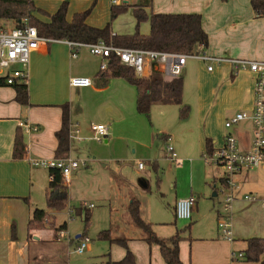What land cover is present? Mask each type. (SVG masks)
I'll return each instance as SVG.
<instances>
[{"label":"crops","instance_id":"1","mask_svg":"<svg viewBox=\"0 0 264 264\" xmlns=\"http://www.w3.org/2000/svg\"><path fill=\"white\" fill-rule=\"evenodd\" d=\"M123 1L126 4L134 5L140 0ZM111 4L114 5L113 3ZM129 9L132 11V8ZM146 12L147 14L151 12L200 14L202 28L208 37V44L203 49L205 57L264 60V18L256 17L250 0H152V6L146 8ZM36 17L38 18L37 15ZM71 17L66 14L67 20H70ZM86 22L95 27L104 26V23L99 24L95 20L91 21V11L86 18ZM146 23L148 24L147 31H142L144 35L148 34L149 23ZM131 32L132 29L129 33ZM112 34H114L113 31ZM206 60L210 59H205L204 61ZM99 64L100 58L92 55L86 47H81L78 56L72 58L65 40H47L41 42L38 48L31 53L26 66L29 104H20L15 100L16 92L14 87L8 85L0 86V264H41L38 259L30 257V242L45 238L44 233L46 231L49 232L46 234L49 237L48 240L51 241L53 239L52 229V231L48 229L28 230L27 221L33 209L39 208L33 207L32 201L37 188H41L44 183L42 167L34 166L32 162L37 159L56 157L57 139L55 132L61 127V105L64 103L68 104L69 127L77 124L78 134L81 137L80 140H72L68 145V151L59 155L72 158H74V152L76 155L78 153L77 145L92 140L91 136H88L91 134V124H104L106 126L108 134L103 141L106 143L104 148L108 149L109 145L117 139V134L115 133L117 124L123 121L126 114L132 115V112L136 109L135 87L122 77H104V72L99 71ZM213 64L211 70H206L209 76L206 85L209 84V88L206 89L205 87L208 86L204 84L198 87L196 104L200 107V111L203 114L205 132L207 134L203 139V148L205 149V139L209 138L215 150L222 146L224 136L229 131L238 132V130L235 131V127L247 122H241L230 128H225L224 126V122L234 113L248 111L252 108L255 76L248 70L233 74L231 65L228 62H215ZM75 76L88 77L91 79L92 84L87 87H71L69 80ZM74 89L76 91L75 98L71 95ZM182 98L184 99V101L182 99L184 104L189 103L184 98V84ZM155 105L171 106L170 104ZM163 109L169 111L171 108ZM229 109L234 111L231 115L226 116L225 112ZM217 113L220 114V130L215 133L213 129L210 130L207 127L209 126L207 124ZM19 121H26L29 124L36 125L38 130L26 131L19 126ZM18 128L23 135L25 149L21 158L14 159L12 157L13 138ZM236 135L234 136L239 140L240 147L248 149L252 138L251 124L249 123L247 127L246 138H241L240 134ZM161 137L166 140L169 135L162 131ZM111 138L112 142H110ZM92 158L94 159L93 161L110 162L111 164L117 161V158L113 155L105 154V149H102L97 155L93 154ZM89 161L91 160L88 159ZM87 166L88 164L86 163L84 167ZM153 167L156 169L157 165L154 164ZM250 170H243L236 176L240 189L236 199L229 208L231 212L234 202L243 200V195L251 193L243 191V185L248 181ZM75 173L71 182L76 179ZM46 174L48 175L47 182H49L48 169H46ZM219 174L220 171L217 176L213 177L212 185L215 192L212 196L217 195L215 184ZM117 176L119 183L123 185L122 182L125 180L119 174ZM128 185L126 183L124 187L127 192H129ZM120 194L122 195L121 192ZM190 195H192L191 192H187L177 195V198H185ZM254 195L259 197L257 194ZM132 197H134L133 194L129 193L128 204ZM195 198L193 209L197 207L198 198L197 196ZM259 198H264V196ZM174 207L175 203L173 211ZM45 211L52 214L50 211ZM230 221L231 238H224L220 232L223 240H213L208 244L213 246L211 251L214 252V257L208 254L204 255L203 259H195V240L183 238L178 244L181 263L258 264L257 262L245 261L243 258H238L236 261L230 259L231 253L236 252L235 246L237 245L233 238L234 232L231 218ZM12 224H17L18 226L17 233L15 231L14 236L11 231ZM55 227L57 226L55 225ZM130 228L133 229L132 232L127 231V227H121L120 231L112 234L111 237L125 238L126 245L134 256L135 263L166 264L162 258L159 245L146 242L143 237L144 234L139 228L135 226ZM156 232L158 231L156 230ZM157 236H162V234L160 233ZM246 239H243L241 247H239V252L241 253H244L246 248ZM109 244L112 245V255L109 260L118 261L122 259L125 255V248L117 243L109 242Z\"/></svg>","mask_w":264,"mask_h":264},{"label":"rangeland","instance_id":"2","mask_svg":"<svg viewBox=\"0 0 264 264\" xmlns=\"http://www.w3.org/2000/svg\"><path fill=\"white\" fill-rule=\"evenodd\" d=\"M68 1L67 15L70 17L75 12L91 9V21L95 20L104 25L109 21V8L112 5L109 0ZM61 2L62 0H34L37 8L48 13H53ZM32 13L41 20H49L48 16L37 10ZM146 22L148 21L140 23L138 27L140 34L147 31ZM135 25L130 9L121 12L111 21V29L117 35L134 34ZM131 29L132 32L129 33ZM200 57V54L189 56L181 72L184 98L190 106L187 118L179 117L176 105L169 107L154 105L149 116L134 109L132 115L126 114L123 121L117 124L115 129L117 139L113 142L112 138L110 139L112 143L108 149L104 148L106 144L104 141L91 140L77 145L78 153L76 155L74 152V158L87 160L88 166H80L75 173L76 179L65 188L67 197L64 208L48 207V175L46 169L41 168L44 183L41 188H37L32 205L52 213L49 214L51 215L49 219L54 222L53 226L45 230H54L55 225L64 223L66 227L60 239H57L56 235L53 237L52 233V238L56 239L48 240L46 234L49 232L46 231L45 238L30 242L31 258L38 259L41 264L67 260L69 264H104L112 255V245L109 241L98 238L99 233L110 230L112 235L119 232L121 227H127V231L132 232L133 229L130 227L135 226L126 212L129 193L140 201V215L151 223L154 231H158L157 235L161 233L160 237H169L178 231L182 239L195 240L194 256L198 260L208 254L214 257V252L211 251L213 246L208 244L213 240H223L218 224L224 221L225 214L232 220L237 253L243 239L264 237V208L260 202L247 203L238 200L233 203L231 212L224 203L222 193L212 196L215 192L212 185L213 177L217 176L220 169L203 159L205 152L203 139L207 134L203 114L196 104V99L198 87L202 84L209 85H206L209 80L206 70L215 62L204 61ZM13 67L23 65L15 64ZM205 88L208 89L209 86ZM75 93V89L72 90L71 95L74 98ZM163 108H171L172 111ZM233 111L229 109L225 115L229 116ZM219 117L220 114L217 113L207 124L215 133L220 130ZM248 125L247 122L241 123L239 127H235V131L238 132L229 133L240 134L241 138H246ZM162 131L169 135V140L162 139ZM91 135L92 133L88 136ZM167 144L173 147L177 160L171 157ZM102 149H105V154L116 157L117 161L113 164L93 161V154L97 155ZM88 159L91 161L88 162ZM139 162L144 165L142 169L137 167ZM105 164L108 165L103 166ZM154 164L157 165L156 169L153 167ZM118 174L129 184V192L124 189L125 181L122 182L123 185L119 183ZM243 191L257 194L259 197L264 196V168L250 170ZM187 192L197 196V207L192 210L191 220L176 219L173 206L178 199L177 195ZM84 203L88 208L84 207ZM90 204L93 205L92 208L89 207ZM14 225L17 233L18 226ZM77 235H86L92 240L82 254L74 252Z\"/></svg>","mask_w":264,"mask_h":264},{"label":"trees","instance_id":"3","mask_svg":"<svg viewBox=\"0 0 264 264\" xmlns=\"http://www.w3.org/2000/svg\"><path fill=\"white\" fill-rule=\"evenodd\" d=\"M251 7L256 17L264 18V0H250ZM69 1L62 0L59 7L53 13H48L35 6L34 0H0V25L2 23L19 24V21L28 16L40 36L49 40H69L84 43H94L99 39L112 43L114 46L131 49H148L164 52H175L186 55H198L208 44L207 33L202 28L201 15L198 13H150L146 8L152 6V0H140L139 3L111 5L109 21L103 27L91 26L86 22L91 9L73 13L70 20L66 14ZM132 8L135 18L136 31L131 35L112 34L111 21L121 12ZM39 11L48 16L44 21L35 17L32 11ZM148 21L149 33L140 34L138 27L141 22ZM107 72V74H106ZM104 77H122L136 89V110L149 116L150 109L155 104L177 105L179 117L185 119L190 112V107L182 101L183 79L178 77L163 76L158 70L153 69L150 76L146 78L134 75L131 68L121 65L117 60L111 61ZM0 86H6L0 79ZM16 95L15 100L20 104H29L28 87L25 83L13 85ZM61 127L55 132L57 139L56 156L68 151L69 132V106L67 103L61 105ZM212 141L205 139V152L212 153ZM25 143L23 135L18 128L13 138L12 157L19 159L23 156ZM53 175L48 182L47 205L51 209H62L66 203V189L61 185V174L58 170H49ZM127 213L134 223L144 234V240L148 243L159 245L162 258L166 264H182L179 258V242L182 236L177 231L169 237L157 236L151 227V223L145 221L140 215V201L132 197L127 207ZM51 215L44 209L34 208L27 221V228L45 229L52 227ZM65 223L53 227V233L63 230ZM13 236L15 235L14 224L11 226ZM83 236V235H82ZM98 238L117 243L125 248V255L118 261L107 260L104 264H136L134 256L126 245L125 238H112L111 231H101ZM243 259L245 261L264 264V237H252L246 239V248Z\"/></svg>","mask_w":264,"mask_h":264},{"label":"built area","instance_id":"4","mask_svg":"<svg viewBox=\"0 0 264 264\" xmlns=\"http://www.w3.org/2000/svg\"><path fill=\"white\" fill-rule=\"evenodd\" d=\"M113 4H124L123 0H110ZM49 39L40 36L37 28L29 21L28 16H24L19 24L2 23L0 25V79L8 86L16 83L28 81V65L31 53L35 51L41 42ZM68 45L70 56L76 58L81 47H86L89 52L100 58L99 71L105 72L111 61L117 60L121 65L132 69L137 77L146 78L150 76L153 69L158 70L163 76L178 77L186 64L190 55L175 52H164L148 49H131L114 46L103 39L94 43H84L65 40ZM201 59H210L211 62H228L231 65L232 73L240 71H250L255 76L253 87V105L248 111L234 113L224 122L225 128L238 125L247 121L252 127V138L248 149L240 147L239 140L233 134H226L223 144L212 153H203V159L220 169L218 180L215 184L216 192L224 195V203L230 208L236 199L240 186L236 176L243 170L262 167L264 168V60H247L232 58L205 57L200 53ZM197 56V55H191ZM21 64L23 67H13ZM208 70L212 66H208ZM92 84L88 77L75 76L70 78L71 87H87ZM19 126L26 131H36L38 126L29 124L26 121H19ZM91 139L102 142L107 136V128L104 124H91ZM78 125L69 127L68 141L80 140ZM169 140V138H166ZM167 149L175 160H177L173 147L167 144ZM34 166L46 168L48 170H58L61 174V185L67 187L72 176L80 166L86 164V160H78L70 156H56L50 159H37L32 162ZM139 169L144 167L142 162L137 164ZM53 175L50 174V178ZM195 196L190 195L176 200L174 215L176 219H191L192 209L195 205ZM243 200L247 203L260 202L264 208V198H259L252 193L243 195ZM84 207H88L84 203ZM89 207H93L92 204ZM218 227L222 236L226 239L231 238V221L229 216H224V221L219 222ZM63 230L56 232L57 239L62 236ZM70 240V239H69ZM91 239L86 235L77 237V244L74 252L82 254L90 245ZM231 259L243 258L241 252H232ZM48 264H69V261Z\"/></svg>","mask_w":264,"mask_h":264}]
</instances>
